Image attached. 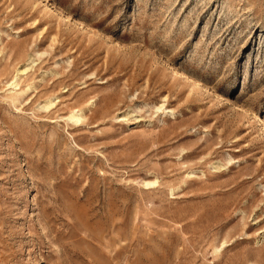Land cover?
Wrapping results in <instances>:
<instances>
[{
    "label": "rangeland",
    "instance_id": "374dc122",
    "mask_svg": "<svg viewBox=\"0 0 264 264\" xmlns=\"http://www.w3.org/2000/svg\"><path fill=\"white\" fill-rule=\"evenodd\" d=\"M0 264H264V0H0Z\"/></svg>",
    "mask_w": 264,
    "mask_h": 264
},
{
    "label": "bare ground",
    "instance_id": "6f19581e",
    "mask_svg": "<svg viewBox=\"0 0 264 264\" xmlns=\"http://www.w3.org/2000/svg\"><path fill=\"white\" fill-rule=\"evenodd\" d=\"M17 71V70H16ZM21 73H23V71L22 70H18L17 71V73H16V76L14 77L16 80H17V78H18V75L20 74L21 75ZM16 80H13V81H11L10 82V86L12 87V86H15L16 85ZM51 102H49V104H50ZM80 115H76V114H72L70 117H69V119L70 120H73L74 122H79V119H80ZM81 120V119H80ZM149 185V184H148Z\"/></svg>",
    "mask_w": 264,
    "mask_h": 264
}]
</instances>
